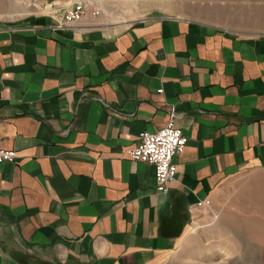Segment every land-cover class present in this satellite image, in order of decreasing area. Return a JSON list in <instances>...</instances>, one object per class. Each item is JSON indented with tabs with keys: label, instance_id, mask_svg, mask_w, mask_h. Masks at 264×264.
Segmentation results:
<instances>
[{
	"label": "crops",
	"instance_id": "1",
	"mask_svg": "<svg viewBox=\"0 0 264 264\" xmlns=\"http://www.w3.org/2000/svg\"><path fill=\"white\" fill-rule=\"evenodd\" d=\"M0 19V264H159L199 202L264 172V35L177 16ZM175 113L176 182L126 152Z\"/></svg>",
	"mask_w": 264,
	"mask_h": 264
},
{
	"label": "rangeland",
	"instance_id": "2",
	"mask_svg": "<svg viewBox=\"0 0 264 264\" xmlns=\"http://www.w3.org/2000/svg\"><path fill=\"white\" fill-rule=\"evenodd\" d=\"M77 1L19 0L0 10V19L61 15L64 21V12ZM85 1L86 21L100 27L121 29L145 18L177 16L220 26L245 37L264 35V16L259 11L264 9V0ZM222 8L230 10L227 15L217 12ZM250 9L255 10L249 12ZM207 202L195 207L183 246L159 264H264V172L233 174L220 185L216 200Z\"/></svg>",
	"mask_w": 264,
	"mask_h": 264
},
{
	"label": "built area",
	"instance_id": "3",
	"mask_svg": "<svg viewBox=\"0 0 264 264\" xmlns=\"http://www.w3.org/2000/svg\"><path fill=\"white\" fill-rule=\"evenodd\" d=\"M88 2L78 0L70 10L63 14V23H77L86 19ZM187 145V138L175 126V113L170 114L166 125L155 133L144 131L140 133L138 142L127 150L128 158L133 162H142L154 168L157 193H166L176 182V166L174 157L183 152ZM16 153L11 150L0 149V163H13ZM207 201L197 204V207L207 205Z\"/></svg>",
	"mask_w": 264,
	"mask_h": 264
},
{
	"label": "bare ground",
	"instance_id": "4",
	"mask_svg": "<svg viewBox=\"0 0 264 264\" xmlns=\"http://www.w3.org/2000/svg\"><path fill=\"white\" fill-rule=\"evenodd\" d=\"M15 1H19V0H0V10H3V9H5V8H8L9 6H12L13 4H14V2ZM26 1V0H25ZM92 1H97V0H90V2H92ZM262 9V8H261ZM259 9V11H261L262 12V15H260V16H264V9ZM255 9H250V11L249 12H252V11H254ZM230 10L228 9V8H222V9H218V11L217 12H219V13H224V14H226V12L228 13ZM221 15V14H220ZM227 15V14H226ZM223 17V16H222ZM144 132V131H143ZM138 142V141H137Z\"/></svg>",
	"mask_w": 264,
	"mask_h": 264
}]
</instances>
